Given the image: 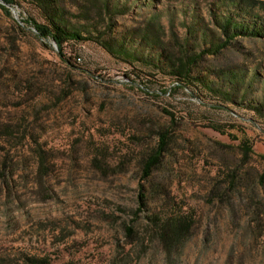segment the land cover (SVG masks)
Returning <instances> with one entry per match:
<instances>
[{
    "label": "rangeland",
    "instance_id": "obj_1",
    "mask_svg": "<svg viewBox=\"0 0 264 264\" xmlns=\"http://www.w3.org/2000/svg\"><path fill=\"white\" fill-rule=\"evenodd\" d=\"M62 4L84 35L127 37L156 15L163 40L174 33L195 52L216 40L212 13L264 22V0H110L109 25L87 0ZM14 10L0 8V264H264V38L237 36L195 67L229 92L225 72L241 74L231 102L197 81L174 89L157 50L135 37V61L91 40L67 41L60 57L18 23L44 22L31 0ZM211 124L243 132L247 162ZM161 131L166 151L143 178ZM183 214L193 226L167 252L156 225Z\"/></svg>",
    "mask_w": 264,
    "mask_h": 264
},
{
    "label": "trees",
    "instance_id": "obj_2",
    "mask_svg": "<svg viewBox=\"0 0 264 264\" xmlns=\"http://www.w3.org/2000/svg\"><path fill=\"white\" fill-rule=\"evenodd\" d=\"M3 1L12 6L20 5V0ZM87 1L90 2L95 9L99 10L100 19L109 25L110 18H104L106 14H103L113 13L112 9H115V7L109 4L110 0ZM229 1L233 7H239L245 0ZM31 2L42 14L44 22L38 23L32 18H25L22 21L25 23H33L34 28L41 38L52 39L57 45L60 57H64L62 47L67 41L91 40L112 55L121 57L129 62L135 61L141 57V54L127 46V37H135L146 47L157 50L159 61L163 62L164 66L162 67L160 63L156 61L155 68L157 70H162L163 73L167 74L170 78L179 81V83L173 86L174 89L180 88L179 86L181 84L188 86L190 83H195V81H197L206 86L218 97H222L224 100L231 102H233L234 96H236L241 89L239 86L242 85V78H237L241 76V74L233 69H229L225 72V75L229 77L228 82L232 84V90L229 92L222 87H216L211 84V81L208 80L207 77L193 75L195 67L199 65L204 55L218 53L220 49L229 45L230 41L237 36L264 38V22L259 21L257 16L249 14L248 21L244 22L242 19L236 18L232 13L223 14L220 18L212 13L211 17L215 30H211L210 34L216 40H211L208 45L198 52H195L193 49L191 50L188 41H180L174 33H172L171 37L167 40H163L160 33L161 31L162 33L164 32L156 15L152 19L144 21L141 28L129 30L127 37L123 36L118 39H105L101 34L106 32L95 30V32L88 31V34L84 35L78 28L70 25L66 17V10L62 4V0H31ZM0 8L3 10L4 14L8 16L11 15L6 5L0 3ZM106 20L108 21L106 22ZM16 26L19 29L21 28L17 24ZM20 30L23 31L22 29ZM204 34L206 35V32L203 33V36ZM65 61L68 62L67 59ZM263 109L264 101H261V104L256 107V110L261 112ZM167 114L175 119L170 112H167ZM210 127L220 134H227L232 139L237 140L238 143L236 146L240 154V159L243 163L248 161L253 150L251 142L243 132H241V136H238L229 132L227 128L220 124H211ZM159 134L160 136L156 148L141 164L143 178H149L151 176L153 169L160 164L161 158L166 151L169 141L168 134L166 131H161ZM261 158L264 159V155H261ZM260 178H263L262 173L260 174ZM193 223V218L187 214L167 218L156 225L155 238L167 252H170V250L174 249L175 246L180 244L183 239L187 237Z\"/></svg>",
    "mask_w": 264,
    "mask_h": 264
},
{
    "label": "water",
    "instance_id": "obj_3",
    "mask_svg": "<svg viewBox=\"0 0 264 264\" xmlns=\"http://www.w3.org/2000/svg\"><path fill=\"white\" fill-rule=\"evenodd\" d=\"M0 3L1 4H3V5H6L8 8H9V10H10V14H11V11L15 14V16H16V13H15V10H14V6H12V5H10L9 3H6L5 1H3V0H0ZM11 16V15H10ZM18 23L19 24H27V25H30V26H32L33 27V29H34V31L36 32V34L38 35V37L40 38V39H43V38H41L40 36H39V34H38V32H37V30L34 28V26H33V23H30V22H28V23H25L24 21H22V20H18ZM52 40V39H51ZM53 41V40H52ZM53 43H54V48L57 50V52H58V49H57V45H56V43L53 41Z\"/></svg>",
    "mask_w": 264,
    "mask_h": 264
}]
</instances>
